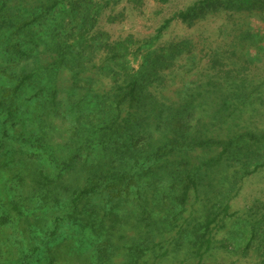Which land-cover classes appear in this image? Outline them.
Returning a JSON list of instances; mask_svg holds the SVG:
<instances>
[{
    "label": "trees",
    "instance_id": "1",
    "mask_svg": "<svg viewBox=\"0 0 264 264\" xmlns=\"http://www.w3.org/2000/svg\"><path fill=\"white\" fill-rule=\"evenodd\" d=\"M123 2L0 0V264H264V203L236 201L264 172V30L241 20L264 0L113 38ZM220 16L219 42L162 40Z\"/></svg>",
    "mask_w": 264,
    "mask_h": 264
},
{
    "label": "rangeland",
    "instance_id": "2",
    "mask_svg": "<svg viewBox=\"0 0 264 264\" xmlns=\"http://www.w3.org/2000/svg\"><path fill=\"white\" fill-rule=\"evenodd\" d=\"M195 0H172L168 4L159 5L154 0H143V5L140 9H136L130 3L123 2L113 10L114 15H119V18L114 23H106L105 17L102 18L101 25L104 30L108 31L113 38L125 37L132 34L138 38H145L156 35V31L170 18L174 11L183 9L185 6ZM244 21L253 23L254 27H258L259 31L264 30V23L257 19L253 21L246 16L241 18ZM259 21V22H257ZM228 17H214L207 21H203L193 28H187L180 23H171L162 33V40L178 39L184 37L200 38L209 37L212 42L221 40L217 29L221 26L228 25ZM219 37V38H218ZM264 46V43L262 44ZM264 54V53H263ZM248 184L241 194L245 197L243 200L238 198L240 205L243 208L250 206L252 200L259 199L264 203V172H261L249 178ZM239 199L241 201H239ZM220 234L218 237H221ZM185 264H257L254 259H244L241 254H227L225 251H218L213 256H205L201 263L197 261L188 262Z\"/></svg>",
    "mask_w": 264,
    "mask_h": 264
}]
</instances>
